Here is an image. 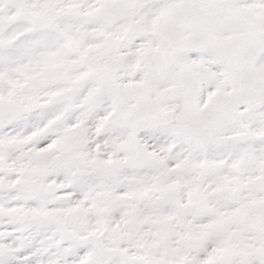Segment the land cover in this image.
I'll return each instance as SVG.
<instances>
[{"label": "snow or ice", "instance_id": "1", "mask_svg": "<svg viewBox=\"0 0 264 264\" xmlns=\"http://www.w3.org/2000/svg\"><path fill=\"white\" fill-rule=\"evenodd\" d=\"M0 264H264V0H0Z\"/></svg>", "mask_w": 264, "mask_h": 264}]
</instances>
